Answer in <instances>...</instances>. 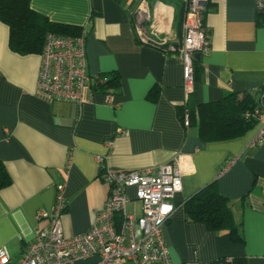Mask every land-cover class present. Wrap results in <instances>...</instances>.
Here are the masks:
<instances>
[{
    "label": "crops",
    "instance_id": "crops-1",
    "mask_svg": "<svg viewBox=\"0 0 264 264\" xmlns=\"http://www.w3.org/2000/svg\"><path fill=\"white\" fill-rule=\"evenodd\" d=\"M141 2L150 6L156 39L168 50L136 39L132 13ZM29 3L37 16L84 32L90 78L113 74L117 81L110 94L87 89L81 103L40 93V54L13 52L9 29L0 22V163L11 179L0 190V250L11 264L47 226L49 220L37 214L52 212L57 186L64 185L67 209L60 220L68 238L88 232L106 199L100 169L155 168L176 156L189 168L162 229L171 264H264V139L250 144L258 124L234 139L203 142L197 127L186 128L179 115L185 105L197 108L264 85V11L255 10V0H209L204 24L211 31L210 52L199 59L189 101L178 59L180 0ZM214 181L228 199L241 242L186 216L184 203Z\"/></svg>",
    "mask_w": 264,
    "mask_h": 264
},
{
    "label": "built area",
    "instance_id": "built-area-1",
    "mask_svg": "<svg viewBox=\"0 0 264 264\" xmlns=\"http://www.w3.org/2000/svg\"><path fill=\"white\" fill-rule=\"evenodd\" d=\"M180 1L184 4V15L178 57L182 86L188 95L194 88L195 55L204 58L210 52L211 31L204 24L209 0ZM255 10L264 11V0H255ZM150 12L146 2H141L133 11L135 37L140 44L168 50L167 42L156 39ZM106 81L104 76L87 75L84 32L75 37L45 35L37 91L50 98L81 103L87 89L90 95L95 92L92 84L99 88ZM255 118L259 130L250 143L252 146L264 139V111L257 112ZM183 124L186 128L189 126L187 115ZM102 160L96 157L97 163ZM188 164L185 158L176 156L155 168L100 169L99 176L107 187L106 199L88 232L68 238L63 235L60 220L67 207L64 185L57 186L52 212L41 210L37 214L38 219L49 220L47 226L39 230L14 264H171L162 229L175 211L171 201L182 189ZM0 264H11L4 250H0Z\"/></svg>",
    "mask_w": 264,
    "mask_h": 264
},
{
    "label": "trees",
    "instance_id": "trees-1",
    "mask_svg": "<svg viewBox=\"0 0 264 264\" xmlns=\"http://www.w3.org/2000/svg\"><path fill=\"white\" fill-rule=\"evenodd\" d=\"M0 22L9 29V48L22 56L41 54L47 33L75 37L82 32L37 16L31 9L29 0H0ZM199 59L200 56L193 62L194 83ZM98 76L106 77L107 81L99 88L94 84L91 87L95 92L110 94L109 88L114 81H117L116 76L112 74L113 79L109 74ZM263 99L264 85L256 91L239 95L229 94L219 102L197 108H189L185 105L180 108L179 115L181 121L185 115L189 117V125L197 127L201 141L229 140L244 135L257 124L255 115L257 112H262ZM10 184L11 179L0 163V190ZM66 209L67 207L63 213ZM184 210L191 221L202 223L210 231L226 230L233 243L242 241L234 224L228 199L219 193L215 181L190 197L184 203ZM242 261L232 259L229 264H243Z\"/></svg>",
    "mask_w": 264,
    "mask_h": 264
},
{
    "label": "rangeland",
    "instance_id": "rangeland-1",
    "mask_svg": "<svg viewBox=\"0 0 264 264\" xmlns=\"http://www.w3.org/2000/svg\"><path fill=\"white\" fill-rule=\"evenodd\" d=\"M178 59H179V58H178ZM182 88H183V86H182ZM183 90H184V89H183ZM191 95H193V91H192V92H190V94L186 95V97H187V99H186V100H187V101H189V100H190V96H191ZM186 103H187V102H185V104H186ZM189 121H190V120H189ZM128 207H129L128 209H130V208H131V205H129Z\"/></svg>",
    "mask_w": 264,
    "mask_h": 264
},
{
    "label": "water",
    "instance_id": "water-1",
    "mask_svg": "<svg viewBox=\"0 0 264 264\" xmlns=\"http://www.w3.org/2000/svg\"><path fill=\"white\" fill-rule=\"evenodd\" d=\"M195 58H197V59H198V58H199V55H198V54H196V55H195Z\"/></svg>",
    "mask_w": 264,
    "mask_h": 264
}]
</instances>
